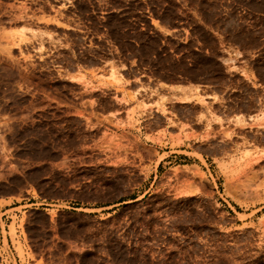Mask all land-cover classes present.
<instances>
[{"label": "rangeland", "instance_id": "obj_1", "mask_svg": "<svg viewBox=\"0 0 264 264\" xmlns=\"http://www.w3.org/2000/svg\"><path fill=\"white\" fill-rule=\"evenodd\" d=\"M239 64L264 82V0H0V264H264V106L209 142L212 176L127 132L167 112L141 79L237 100Z\"/></svg>", "mask_w": 264, "mask_h": 264}, {"label": "crops", "instance_id": "obj_2", "mask_svg": "<svg viewBox=\"0 0 264 264\" xmlns=\"http://www.w3.org/2000/svg\"><path fill=\"white\" fill-rule=\"evenodd\" d=\"M238 67L250 74L251 78H244V81L252 88L253 93L252 96H242L237 100L230 97V92L236 91L232 86L225 83L220 85L210 79H204L201 75L197 76L194 81L188 82L174 79H156L153 81L141 79L140 83L148 91H142L140 98L145 102H153L161 96L167 97L168 100L165 102L167 112L162 114L152 108L148 112V115L150 114L148 118L147 116L138 118V132L136 129L137 124L133 130H128L127 132L134 137H138L147 147L157 153V156L153 158V163L161 155H164V157L159 161L158 165L162 167L175 164L177 159L183 158L180 161L183 163L187 162L188 165L182 166L195 165L204 173L206 172L204 165L210 166L212 170L209 171L212 176L211 172L214 171L212 165L225 155L224 152L213 150L209 142L221 138L222 131L231 130L234 132L237 130L238 127H235V119L237 117H242L246 123H251L250 117L259 114L264 106V82L255 83L253 80L254 72L248 65L239 64ZM237 73L240 74L239 72ZM177 77L182 78L180 74H177ZM190 86H197L198 93L206 101V105L197 104V110L193 113L186 111V106L192 104V102L186 103L178 100L185 93L178 87ZM148 94L155 97L153 101H151L150 95L147 96ZM202 115L206 118L203 119ZM214 118H219L221 122L215 121ZM157 119L160 121L158 122ZM180 128L182 131H179ZM161 132H165L167 135L166 139H169L170 135H179L184 140H182L180 146L171 149L170 143L160 147L146 139V137L157 138ZM185 136L189 137L190 140H186ZM193 136H196V138H193ZM193 153L200 156L202 160L196 156L189 155Z\"/></svg>", "mask_w": 264, "mask_h": 264}, {"label": "trees", "instance_id": "obj_3", "mask_svg": "<svg viewBox=\"0 0 264 264\" xmlns=\"http://www.w3.org/2000/svg\"><path fill=\"white\" fill-rule=\"evenodd\" d=\"M136 198H133L132 200H135ZM123 202V201H122ZM122 202H120V203H122ZM77 208V207H76Z\"/></svg>", "mask_w": 264, "mask_h": 264}]
</instances>
